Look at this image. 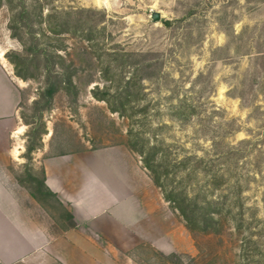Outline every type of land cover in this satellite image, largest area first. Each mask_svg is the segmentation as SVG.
I'll list each match as a JSON object with an SVG mask.
<instances>
[{
	"label": "rangeland",
	"instance_id": "rangeland-1",
	"mask_svg": "<svg viewBox=\"0 0 264 264\" xmlns=\"http://www.w3.org/2000/svg\"><path fill=\"white\" fill-rule=\"evenodd\" d=\"M25 1L30 8L40 5L44 17L52 10L68 12L79 8L106 15L99 24L105 31L98 47L91 48L71 36L61 39L66 50L61 55L77 71V96L59 93L52 110L44 115L47 134L42 139L47 140L49 133L52 136L46 153L42 148L34 153L33 173L41 177L39 162L46 156L78 155L114 147L129 149V120L111 114L107 105L91 94L96 86L109 85L100 74L101 65L108 61L106 55L114 50L126 52L131 55L132 65L146 67L141 73L146 77L141 106L148 109L147 120L145 126L137 124L136 129H144L150 143H162L169 169L175 171V184L180 183L190 197L205 186L199 159L205 160L203 166L208 164L218 170L220 155L232 149L241 151L237 163L229 162V177L232 181L240 177L242 181L246 219L260 221H253L244 235L251 234L257 242L253 246L256 253H264V0ZM153 12L161 14L159 23L152 21ZM10 18V9L4 5L0 9V64L15 78L5 54L22 53L23 47L11 36ZM165 21L170 26H165ZM135 68L127 66L125 78L131 77ZM23 85L19 115L24 124L32 122V103L41 85L35 81ZM181 104L194 111L189 122L179 120L188 113L187 109H179ZM25 127L27 142L31 128ZM183 161L185 166L179 165ZM22 162L27 161L22 158ZM24 164L14 165L12 173L22 175ZM157 192L162 196L160 190ZM39 206L45 213L47 233L57 235V240L15 262L5 260L0 250V264H245L241 253L243 233L235 231L230 222H224L220 234L191 232L170 208L171 238L156 236V245L120 248L102 245L92 238L87 240L91 244L88 246L65 236L76 225L70 227L63 204L50 200L44 207ZM253 247L250 253H255ZM85 250L96 260L85 258ZM100 251L105 252L101 262ZM250 258V264H264L258 263V257Z\"/></svg>",
	"mask_w": 264,
	"mask_h": 264
},
{
	"label": "trees",
	"instance_id": "trees-1",
	"mask_svg": "<svg viewBox=\"0 0 264 264\" xmlns=\"http://www.w3.org/2000/svg\"><path fill=\"white\" fill-rule=\"evenodd\" d=\"M16 1H19L18 5ZM4 5H7L11 12L9 24L11 36L23 47L22 53L9 51L5 54V58L12 65L16 78L23 82H40L41 85L37 91V98L32 103V122L24 123L31 128L23 155L27 162L23 166L22 175L15 177L41 206L44 207L50 200L62 206L57 196L46 186L44 170L41 171V177H37L33 173L31 163L34 153L43 146L42 138L47 134L44 115L52 110L55 97L59 93H65L69 97L77 96V86L74 81L77 71L73 66L67 65L61 55V52L66 51L60 43L61 39L71 36L91 45V48L98 47L102 40L100 37L105 31L99 28V24L106 15L101 11L79 8L68 12L52 10L44 17L40 5L37 8H30L25 0H0V9ZM164 25L170 26V22L165 21ZM106 56L108 61L101 65L100 74L109 85L103 88L96 86L91 94L96 101L105 103L111 114L129 120L128 147L141 158L143 167L151 176L154 185L161 191L164 201L181 216L191 232L220 234L224 222H230L235 231L243 233L241 253L245 264H250V257H258V263L264 262V253L259 250L256 253V248L253 247L257 242L253 241L251 234L244 235L251 229V224L256 219L254 217L246 219L247 210L242 199V181L240 177L235 181L229 177L232 176L230 173L232 164L229 162L233 160L237 163L236 158L241 151L232 149L220 155L218 161L221 163L218 170L214 167L209 168L208 164L203 166L205 160L199 159V171L203 170L205 186L190 197L186 189L179 185L180 183L175 184L173 180L175 171L169 169L170 166L161 147L162 143H150L149 139L144 137V129H136L137 124L141 127L145 126L147 120L148 109L141 106L144 100L142 82L146 78L141 73L146 67H141L140 63L132 65L131 55L126 52L114 50ZM102 59L103 55L100 53L98 60ZM127 66H137L129 78L124 76ZM179 109L182 112L188 110V113H183L179 120L189 122L194 112L192 107L181 104ZM33 124L36 126L34 129H32ZM244 143L241 142V145ZM185 162H180L179 165H184ZM192 172L197 171L193 168ZM64 212L70 227L74 228L73 216L68 211L64 210ZM251 246L256 254L250 253Z\"/></svg>",
	"mask_w": 264,
	"mask_h": 264
},
{
	"label": "crops",
	"instance_id": "crops-1",
	"mask_svg": "<svg viewBox=\"0 0 264 264\" xmlns=\"http://www.w3.org/2000/svg\"><path fill=\"white\" fill-rule=\"evenodd\" d=\"M23 84L0 64V250L12 262L57 240V235L47 233L44 210L11 170L24 164L26 127L19 115ZM50 136L42 142L44 153ZM39 164L46 186L73 216L76 228L65 233L67 238L88 246V239L97 238L102 245L120 248L153 246L156 236L171 238L172 211L141 159L129 149L46 156ZM86 251L85 258L96 260ZM104 253L100 251V262Z\"/></svg>",
	"mask_w": 264,
	"mask_h": 264
},
{
	"label": "water",
	"instance_id": "water-1",
	"mask_svg": "<svg viewBox=\"0 0 264 264\" xmlns=\"http://www.w3.org/2000/svg\"><path fill=\"white\" fill-rule=\"evenodd\" d=\"M151 19L154 23H159L162 20L161 14L158 12H153L151 15Z\"/></svg>",
	"mask_w": 264,
	"mask_h": 264
}]
</instances>
